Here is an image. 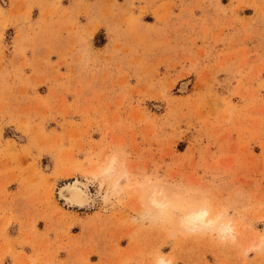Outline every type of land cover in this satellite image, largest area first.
I'll return each mask as SVG.
<instances>
[{"label":"rangeland","instance_id":"374dc122","mask_svg":"<svg viewBox=\"0 0 264 264\" xmlns=\"http://www.w3.org/2000/svg\"><path fill=\"white\" fill-rule=\"evenodd\" d=\"M154 194L235 245L152 227ZM261 238L264 0H0V264H264Z\"/></svg>","mask_w":264,"mask_h":264},{"label":"clouds","instance_id":"9594fccd","mask_svg":"<svg viewBox=\"0 0 264 264\" xmlns=\"http://www.w3.org/2000/svg\"><path fill=\"white\" fill-rule=\"evenodd\" d=\"M160 209L156 217L147 218L152 227L164 228L170 235H190V236H214L221 244L235 245L236 228L223 216L211 228L205 216L184 217L179 223L175 222L169 211V205L157 203ZM210 233H214L212 235ZM260 251H264V238L260 241ZM152 264H172L171 260L164 257L162 253L156 254L152 258Z\"/></svg>","mask_w":264,"mask_h":264},{"label":"bare ground","instance_id":"6f19581e","mask_svg":"<svg viewBox=\"0 0 264 264\" xmlns=\"http://www.w3.org/2000/svg\"><path fill=\"white\" fill-rule=\"evenodd\" d=\"M112 164V163H111ZM110 164V165H111ZM111 166H107L103 171L102 174L109 178L110 176L114 175ZM94 177V175H92ZM93 179L87 180L85 182H81L79 180L74 181L73 183L67 184L60 190V197L69 206V208H78V209H85L92 205L93 198L92 195L89 194V184L92 182ZM121 179L116 178L111 184L109 185L108 192H105V196H103L104 200H107V197L110 193L114 191L118 192V188L121 186ZM100 182V181H99ZM101 183V182H100ZM102 183L99 186V191L101 192ZM120 191V190H119ZM157 203H161L158 197L154 194L153 197L150 198V204L154 207L152 210L151 215L157 216L160 212V209L157 207ZM164 204V203H162ZM169 205V204H168ZM170 209V208H169ZM211 209L204 205H199L196 207H191L188 210L184 211L179 218L178 222L182 220L184 217L188 216H205L208 221V225L211 228L215 225V223L220 219V215L212 216ZM154 216V217H155ZM260 249V247H259Z\"/></svg>","mask_w":264,"mask_h":264}]
</instances>
